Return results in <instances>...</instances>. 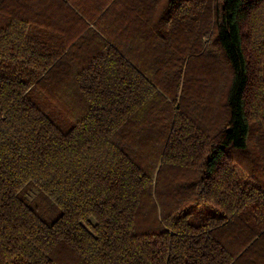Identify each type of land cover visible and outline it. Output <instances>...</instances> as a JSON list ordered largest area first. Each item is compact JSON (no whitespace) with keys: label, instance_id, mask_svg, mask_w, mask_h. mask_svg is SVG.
<instances>
[{"label":"trees","instance_id":"obj_1","mask_svg":"<svg viewBox=\"0 0 264 264\" xmlns=\"http://www.w3.org/2000/svg\"><path fill=\"white\" fill-rule=\"evenodd\" d=\"M0 264H264V0H0Z\"/></svg>","mask_w":264,"mask_h":264},{"label":"rangeland","instance_id":"obj_2","mask_svg":"<svg viewBox=\"0 0 264 264\" xmlns=\"http://www.w3.org/2000/svg\"><path fill=\"white\" fill-rule=\"evenodd\" d=\"M206 45L208 46L207 49H212V47H210L207 44V41H206ZM199 48L200 49L203 48V44L202 46H198L196 49H199ZM190 51H191V48L187 46L185 48V56H187L190 53ZM212 52H216V50L212 49ZM170 70L171 69H169L168 72ZM164 77L165 76L162 77V81H163L162 83L165 82V80H163ZM176 83H177L176 80L174 81L171 80V83L169 84L167 89L169 91L174 90ZM220 87H221V83L215 89H213V87L207 88V86H205V84L202 82L201 87H200L201 90H200V94L198 95L197 102L188 101L185 103L184 101V103L181 102V105L183 107H186L187 109L186 105L189 104L190 106L189 111L193 113H224L223 102H222V88ZM171 107L174 108V101L172 102Z\"/></svg>","mask_w":264,"mask_h":264}]
</instances>
